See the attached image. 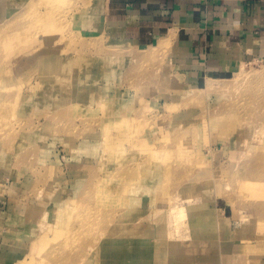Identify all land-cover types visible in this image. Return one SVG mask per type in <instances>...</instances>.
Here are the masks:
<instances>
[{"label": "rangeland", "instance_id": "obj_1", "mask_svg": "<svg viewBox=\"0 0 264 264\" xmlns=\"http://www.w3.org/2000/svg\"><path fill=\"white\" fill-rule=\"evenodd\" d=\"M45 1L0 0V186L35 225L0 228V264H49L65 239L73 264H154L206 229L264 264V45L214 90L172 88V37L111 43L94 0ZM95 60L108 76L81 88Z\"/></svg>", "mask_w": 264, "mask_h": 264}, {"label": "crops", "instance_id": "obj_2", "mask_svg": "<svg viewBox=\"0 0 264 264\" xmlns=\"http://www.w3.org/2000/svg\"><path fill=\"white\" fill-rule=\"evenodd\" d=\"M94 2V17L96 20L101 19L111 43H132L137 49H149L151 45H158L162 39L172 37V44L166 49L169 53V66L174 73L172 88L206 85L208 79H226L238 71L243 63L254 60L259 48L264 45V0ZM94 22L92 20L90 24L95 25ZM105 75L108 76L101 68L100 61H91L80 73L78 85L81 88L93 87L95 85L92 83H97ZM21 187L7 185L6 188L11 190L8 193L7 189L0 186V228L3 226L8 232L6 237L3 236L4 239L17 233L22 225L25 229L29 226L32 230L35 228L31 224L32 214L28 215L30 213L24 208L19 210L15 197ZM3 192L7 193L5 198L2 197ZM197 232L195 230L194 238ZM205 232L198 235L202 237L199 240L189 241L204 244L203 250L194 253L187 250V254L180 251L178 255L171 256V248L165 251L163 246L156 247L154 264H172L173 261L179 264H217L220 257L231 264L234 261V247L228 246V251L223 249V245L216 239L218 234L212 235L208 229ZM210 245L217 246L218 250L211 247V251H208Z\"/></svg>", "mask_w": 264, "mask_h": 264}, {"label": "bare ground", "instance_id": "obj_3", "mask_svg": "<svg viewBox=\"0 0 264 264\" xmlns=\"http://www.w3.org/2000/svg\"><path fill=\"white\" fill-rule=\"evenodd\" d=\"M45 1V0H44ZM46 1H48L47 3L48 4H50V1L51 0H46ZM45 1V2H46ZM51 5V4H50ZM26 10L27 9H23L22 10V12H26ZM21 12V13H22ZM48 18V17H47ZM214 81H215V79H208V83H206L207 84V86L204 88V92H207V91H211V90H214V85H216V84H218V83H216V84H214ZM221 86V85H220ZM217 87V86H216ZM263 152H264V150H263ZM260 156V155H259ZM262 158H263V162H264V155H262ZM258 159H260V157L258 158ZM264 165V164H263ZM263 165H262V167H263ZM260 168V167H259ZM261 169H263V168H261ZM258 171V170H257ZM262 172V171H261ZM251 174H253V173H251ZM262 174V173H261ZM254 175V174H253ZM256 176V175H255ZM260 176V175H259ZM264 177V176H263ZM188 208H187V206H182V209H177L175 212H171L170 213V215H171V217H172V219L173 220H179L180 219V217H182V216H184L185 215V213H186V210H187ZM199 214H202V213H199ZM83 218V217H82ZM88 218V217H87ZM93 219V218H92ZM200 220V219H199ZM85 221V222H84ZM91 221L92 220H87V219H83V224L85 223V224H87V225H90V223H91ZM80 223H81V221H80ZM79 223V224H80ZM73 224V223H72ZM75 224H77V223H75ZM92 225V224H91ZM89 226V227H92V226ZM83 227V229H84V226H82ZM86 227H88V226H86ZM73 229H75L74 227H73ZM72 228L71 229H69V232H70V230H73ZM80 229V228H79ZM89 229V228H88ZM77 230H78V228H77ZM76 231V230H75ZM90 230H88V232H89ZM77 232H79V230L77 231ZM86 232H87V230H86ZM80 233V232H79ZM66 234H69L70 235V233H68V231H67V233ZM74 234V233H73ZM72 235V234H71ZM76 235H78V234H76ZM66 236V235H65ZM72 236H75V235H72ZM79 237H80V235H79ZM78 237V238H79ZM181 237V236H180ZM183 237V236H182ZM67 238V237H66ZM68 238H69V236H68ZM73 238V237H72ZM75 238H77V236L75 237ZM70 239V238H69ZM75 240V239H74ZM60 241H61V239H60ZM67 241H68V239H65V241L63 240L62 242H63V246H61V244H60V248H54V252L55 253H53L52 255H50V257L53 259H51V261L54 263V262H58L59 264H73V262H74V260H72L71 259V257H68L67 255H69L68 253H69V251H66V250H69V249H67V248H69V246L68 247H66L68 244H70L69 243V241H68V243H67ZM76 241V240H75ZM179 241H182L181 239H179L178 240V242ZM71 242V241H70ZM91 243V242H90ZM72 244V243H71ZM76 245H78L77 243H75ZM178 244V243H177ZM199 244V243H198ZM84 246H85V244L83 245V244H81V245H79V248L81 247V249H80V251L84 248ZM59 247V246H58ZM103 248L104 247H106V243L104 242V244H103V246H102ZM195 247H197V246H195ZM72 248V247H71ZM75 248V247H74ZM89 252H91V251H93V250H91V244H89ZM88 248L86 249V250H88ZM177 248H180V250L181 249H183L182 248V246H180V245H176V246H172L171 247V249H170V255L171 256H174L175 254H178L179 253V250H177ZM202 248V247H201ZM200 249V248H199ZM203 249V248H202ZM60 250V251H59ZM193 250H195L194 248H193ZM192 250V251H193ZM72 251V250H71ZM197 251H198V249H197ZM73 252H74V249H73ZM82 253V255H83V257H82V259H81V262L83 261V259H85V257H86V255H87V253L86 254H84V250H83V252H81ZM106 255V254H105ZM111 257V256H110ZM176 260V259H175ZM50 261V262H51ZM149 261V260H148ZM172 261H173V259H172ZM202 261V260H201ZM212 261H214V260H212ZM50 262H49V264H50ZM152 262V261H151ZM80 263V262H79ZM75 264V263H74ZM97 264V263H96ZM149 264H151V263H149ZM172 264H179V263H177V262H175V261H173V263Z\"/></svg>", "mask_w": 264, "mask_h": 264}]
</instances>
